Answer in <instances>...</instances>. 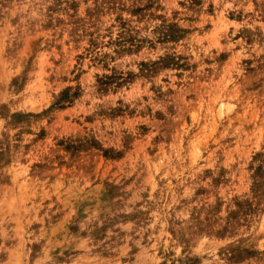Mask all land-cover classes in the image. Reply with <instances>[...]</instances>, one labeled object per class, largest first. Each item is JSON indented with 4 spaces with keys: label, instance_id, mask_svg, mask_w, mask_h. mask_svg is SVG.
I'll list each match as a JSON object with an SVG mask.
<instances>
[{
    "label": "rangeland",
    "instance_id": "obj_1",
    "mask_svg": "<svg viewBox=\"0 0 264 264\" xmlns=\"http://www.w3.org/2000/svg\"><path fill=\"white\" fill-rule=\"evenodd\" d=\"M145 3L0 0V264H264V0Z\"/></svg>",
    "mask_w": 264,
    "mask_h": 264
},
{
    "label": "trees",
    "instance_id": "obj_2",
    "mask_svg": "<svg viewBox=\"0 0 264 264\" xmlns=\"http://www.w3.org/2000/svg\"><path fill=\"white\" fill-rule=\"evenodd\" d=\"M152 2H153V0H146L145 5L146 6H151ZM137 10H138V8H134L132 11L135 12ZM68 97H69V95L67 94V91L66 90L62 91L60 96L58 97V99L55 101V104H59V103H61L63 101H68Z\"/></svg>",
    "mask_w": 264,
    "mask_h": 264
}]
</instances>
